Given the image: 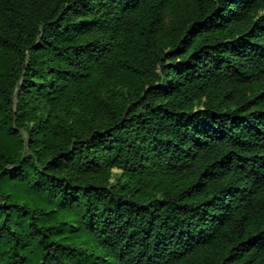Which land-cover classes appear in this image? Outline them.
I'll return each instance as SVG.
<instances>
[{"label": "trees", "instance_id": "16d2710c", "mask_svg": "<svg viewBox=\"0 0 264 264\" xmlns=\"http://www.w3.org/2000/svg\"><path fill=\"white\" fill-rule=\"evenodd\" d=\"M0 264H264V0H0Z\"/></svg>", "mask_w": 264, "mask_h": 264}, {"label": "rangeland", "instance_id": "374dc122", "mask_svg": "<svg viewBox=\"0 0 264 264\" xmlns=\"http://www.w3.org/2000/svg\"><path fill=\"white\" fill-rule=\"evenodd\" d=\"M23 135H24V137H25V134H24V133H23ZM120 175H121V172L115 170V171H114V176H113V178L110 180V182H114V181L116 180V178H117L118 176H120Z\"/></svg>", "mask_w": 264, "mask_h": 264}]
</instances>
